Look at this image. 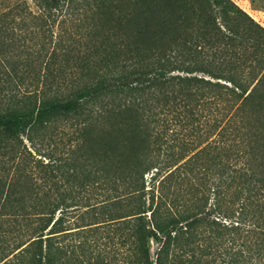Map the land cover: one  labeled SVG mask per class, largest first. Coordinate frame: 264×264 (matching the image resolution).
I'll list each match as a JSON object with an SVG mask.
<instances>
[{"label": "trees", "instance_id": "obj_1", "mask_svg": "<svg viewBox=\"0 0 264 264\" xmlns=\"http://www.w3.org/2000/svg\"><path fill=\"white\" fill-rule=\"evenodd\" d=\"M32 2L0 13V264H72L62 235L113 224L142 264H264V28L228 0Z\"/></svg>", "mask_w": 264, "mask_h": 264}, {"label": "rangeland", "instance_id": "obj_2", "mask_svg": "<svg viewBox=\"0 0 264 264\" xmlns=\"http://www.w3.org/2000/svg\"><path fill=\"white\" fill-rule=\"evenodd\" d=\"M231 5L228 7H239L245 13H247L256 23H258L262 28H264V0H228ZM25 4V7H28L30 11L36 13L38 11L36 4L32 2V0H0V13L6 11L7 9L17 5V4ZM174 3V7H175ZM66 138L63 137V141ZM64 143V142H63ZM62 143V144H63ZM60 144V147H62ZM146 186H149L148 181L150 175H146ZM87 191H84L82 195L85 197L89 194V189L84 188ZM103 196L99 197L98 200H102ZM169 203V202H168ZM124 204L121 205V211L124 209ZM148 214V213H147ZM76 218V217H75ZM80 219L77 220V222ZM74 223V222H73ZM129 224L127 227L118 228L119 226H115L113 224L110 228L105 229L104 233L101 230H97L94 235H90L89 239H85V237L76 238V235H62V244L63 245H73V248H70L65 251L66 255H71L73 251V259L77 256L78 261L69 262L72 264H101L96 263V261H102L105 259L107 261L106 264H142L140 261L141 253L140 250L135 249V246L129 245H120L118 242L123 239H128L130 236V228ZM73 227V225H72ZM46 233V231H45ZM79 240L82 241L81 245H76ZM84 240H86L84 242ZM73 243V244H72ZM35 250H28L23 254H17V256L7 262V264H29L30 257L34 256ZM157 252V244L153 241L148 242L147 247V256L148 260L151 264H154L155 257ZM7 254V251L4 252ZM19 255V256H18ZM65 255V256H66ZM181 259H177L176 261L169 264H187L184 261L185 256H180ZM65 259V258H64ZM19 260V261H17ZM179 261V262H177Z\"/></svg>", "mask_w": 264, "mask_h": 264}]
</instances>
